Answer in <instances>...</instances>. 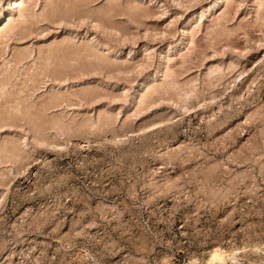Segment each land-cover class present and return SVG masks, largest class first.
Returning a JSON list of instances; mask_svg holds the SVG:
<instances>
[{"label": "rangeland", "instance_id": "obj_1", "mask_svg": "<svg viewBox=\"0 0 264 264\" xmlns=\"http://www.w3.org/2000/svg\"><path fill=\"white\" fill-rule=\"evenodd\" d=\"M245 245L264 250V0H0V264Z\"/></svg>", "mask_w": 264, "mask_h": 264}, {"label": "bare ground", "instance_id": "obj_2", "mask_svg": "<svg viewBox=\"0 0 264 264\" xmlns=\"http://www.w3.org/2000/svg\"><path fill=\"white\" fill-rule=\"evenodd\" d=\"M22 18H23V16H22ZM173 120H174V117L165 118L161 121H157L156 123H150V124L143 125L139 130L140 131L155 130V129L163 127L166 123H169ZM130 134L131 133H129V134L127 133V136H129ZM132 134H133V132H132ZM114 140L119 142L121 140V138L118 135H115ZM262 251H264V250L261 249L257 245L252 246V247L245 245V246H241L239 248H234V249H225V248L219 247V248H216L213 251H211L209 253V255L205 258V261L207 264H226L229 261L238 263L240 261V259H239L240 254L239 253H245V254L246 253H252L254 255H258Z\"/></svg>", "mask_w": 264, "mask_h": 264}]
</instances>
